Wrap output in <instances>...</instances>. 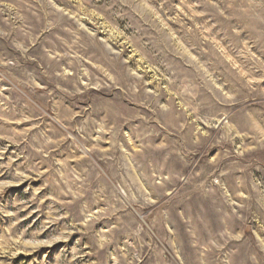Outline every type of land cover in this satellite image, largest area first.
I'll list each match as a JSON object with an SVG mask.
<instances>
[{"label": "rangeland", "instance_id": "obj_1", "mask_svg": "<svg viewBox=\"0 0 264 264\" xmlns=\"http://www.w3.org/2000/svg\"><path fill=\"white\" fill-rule=\"evenodd\" d=\"M0 264H264V0H0Z\"/></svg>", "mask_w": 264, "mask_h": 264}]
</instances>
